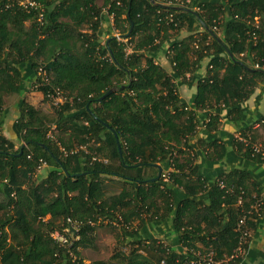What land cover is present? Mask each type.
Wrapping results in <instances>:
<instances>
[{"label":"trees","instance_id":"obj_1","mask_svg":"<svg viewBox=\"0 0 264 264\" xmlns=\"http://www.w3.org/2000/svg\"><path fill=\"white\" fill-rule=\"evenodd\" d=\"M35 1L43 9L41 18L18 0H0V116L4 95L19 96L13 123L19 145L0 131V264H86L78 248L92 242L95 223L133 221L135 215H144L153 227L167 228L171 218L173 242L185 250L159 243L151 224L140 218L143 234L132 231L136 246L121 261L91 264H216L229 257L237 247L241 210L251 204L245 184L250 175L232 169L210 182L201 177L189 144L197 121L181 102L175 79L185 80L187 73L192 78L208 57L193 105L223 103L227 115L240 117V103L255 80L264 81V0H191L180 6L103 0L116 32L103 41L94 0ZM167 13L174 14L175 23L166 22ZM182 29L187 33L180 37ZM159 52L170 71L156 61ZM27 87L50 102L54 91L61 92L63 100L52 103L55 137L49 135L47 115L23 97ZM256 122L264 124V115ZM204 125L216 128L217 115ZM246 129H240L243 136L249 135ZM233 143L242 156L264 162L242 141L233 138ZM80 144H86V152L60 150V145ZM40 160L47 172L38 177ZM159 168L164 175L154 180ZM107 177L121 183L117 194H104ZM239 189L244 191L242 205L236 204ZM199 191L208 198L201 219L213 221H190L185 214L200 204L194 197ZM144 210L148 214L140 213ZM262 213L263 205L252 210L244 227L251 232ZM55 231L65 243L51 235ZM209 254L213 262L201 260ZM243 256L222 264H238Z\"/></svg>","mask_w":264,"mask_h":264},{"label":"crops","instance_id":"obj_2","mask_svg":"<svg viewBox=\"0 0 264 264\" xmlns=\"http://www.w3.org/2000/svg\"><path fill=\"white\" fill-rule=\"evenodd\" d=\"M102 3L103 0H94L95 6L100 7L99 33L103 41L107 36L116 34V32L112 27V18L110 15H107L106 7ZM195 30L200 31L201 28L196 25ZM186 33L187 31L182 29L179 36H184ZM209 60L208 57H205L200 61L199 67L192 78H189V73H187L185 80L181 78L175 79L177 93L181 102L185 103L188 110L194 112L197 121L196 131L189 140V144L195 155L193 163L198 166L199 174L207 182L212 181L217 173L232 169H243L249 173L250 178L245 182L247 187L246 201H249L250 204L256 198L262 199L263 213L257 219V226L251 229L248 248L238 264H261L264 255V162L256 158L242 156L236 150L233 138H235V135L241 128H249L246 130H248L247 133H249L253 140L264 143V124L256 122L259 116L264 115V81L259 79L255 80L253 91L248 98L240 103V106L244 110L240 117L233 118L231 115H227L228 108L223 103L209 105V102L207 106L197 108L193 105L194 98L197 95V80L198 77L200 78L207 73ZM156 61L163 64L170 71V65L163 52L157 54ZM222 71L221 69L220 72ZM30 90L31 88L27 87V91L23 94L26 100L27 97L29 98L28 94ZM34 93L36 91H31V95ZM12 94L17 93L6 94L4 97ZM16 97L14 106H11L13 118H6L8 111L7 105H4L0 116V131L13 141L15 137L13 123L18 116V94ZM215 114L217 115V127L208 129L205 127L204 122L210 115ZM45 172H47V169ZM103 190L104 194L107 195L105 187ZM194 197L200 204L197 207H188L185 209L187 218L190 221H213L211 218L207 220L201 219V216L207 211L203 210L208 203L206 191H199ZM227 219H229V215L224 211L223 221H227ZM168 221H172L171 218H167V243H171V247L176 250L184 251L185 247H180L179 243L173 242L176 240L175 234L171 230V224ZM74 232L76 231L74 230ZM197 243L199 245V242Z\"/></svg>","mask_w":264,"mask_h":264},{"label":"rangeland","instance_id":"obj_3","mask_svg":"<svg viewBox=\"0 0 264 264\" xmlns=\"http://www.w3.org/2000/svg\"><path fill=\"white\" fill-rule=\"evenodd\" d=\"M31 91L28 94L29 98L27 97V101L31 104L36 105L41 109L43 113L47 115L49 118V135H51V132L54 133V124L52 123L53 115H55L54 106L52 105V102L49 100H42L40 98V95L38 92L31 95ZM17 94H12L10 96L4 97V105H7V117L6 118H13V112L11 109V106L15 104ZM14 106V105H13ZM8 120V119H7ZM14 143L16 146L19 145V141L14 137ZM47 166L41 167L36 171V174L38 177L44 176L46 174ZM165 172L164 170H161V173L163 174ZM105 189L107 191V195L117 194L122 188L121 183L119 180H116L112 177H107L105 179ZM1 198V196H0ZM144 213L145 215L148 214L145 213V210L140 212ZM144 215H139L135 217H130V219L134 218L133 221H97L95 223V230H94V239L92 242L87 246H80L78 248L79 250V256L82 259V261L86 264H91L93 261L96 260H122V256L126 255L132 248L136 246V243L134 242V238L131 237L133 235L132 231H134L136 234H143L142 229V223L140 224L139 219L141 218L145 224H151L148 226L151 234L156 238V240L163 244L167 245V228L164 226V224L158 225L153 227L152 221H146L143 217ZM126 224L129 225V229L124 228L126 227ZM144 226V225H143ZM64 232V229H63ZM140 252H148L153 253L152 251H148L147 248L142 250H139ZM150 256V254H149ZM152 257V256H151ZM151 257H149L151 259ZM124 263V262H123Z\"/></svg>","mask_w":264,"mask_h":264},{"label":"built area","instance_id":"obj_4","mask_svg":"<svg viewBox=\"0 0 264 264\" xmlns=\"http://www.w3.org/2000/svg\"><path fill=\"white\" fill-rule=\"evenodd\" d=\"M158 3H162L165 5H183V4H187L189 3L191 0H155ZM18 3L25 7V8H34L36 10L39 11V18H41L43 16V9L41 8V6L39 5V3L35 0H18ZM165 20L167 23H175L176 18L174 16L173 13H167V15H165ZM252 38L254 40L255 36H252ZM243 53H241L242 55ZM255 66H258L257 63H255ZM39 73L44 74V69L43 68H39ZM51 99H52V103L57 105L58 103H60L63 100V96L61 94V92L59 90L54 91V93L51 95ZM235 138L239 141H242L244 144L249 146V149L251 150V154L252 155H258L260 159L264 160V144L258 141H254L252 140V138L248 135L243 136V134L238 131L237 134L235 135ZM60 150L64 153V154H73V153H77L79 150L82 151H87L86 149V144H80V145H76L71 147L70 149H65L64 147H62L60 145ZM92 160H96V157H91V161ZM106 161V160H104ZM46 165L45 161H41L40 160V164L38 166V169H40L41 167H44ZM164 175V174H163ZM219 187L220 188H225V184L222 181H219ZM227 191H232V188H228L226 189ZM244 191L242 189H239V194L237 196L236 199V204L237 205H242L244 202ZM263 202L262 199L260 198H256L254 200V202H252L249 207L245 210L244 208L241 210L242 215L239 218V221L237 223V230L239 232V238H238V243H237V247L233 250L232 254L220 261H216V264H222L228 260H231L233 258L239 257L242 253L244 254L245 249H244V244L247 242L248 238L251 237V232L249 230H247L244 226L245 221H246V216L253 210V211H260L262 208ZM73 227V226H72ZM74 228V227H73ZM51 235L57 239V241L59 242H66V238L64 237V235L59 234L58 232H53L51 233ZM201 259V258H200ZM199 260V259H198ZM201 260H206L207 262H213L212 258H211V254H209V256L205 258H202ZM198 264H200V262L198 261Z\"/></svg>","mask_w":264,"mask_h":264},{"label":"water","instance_id":"obj_5","mask_svg":"<svg viewBox=\"0 0 264 264\" xmlns=\"http://www.w3.org/2000/svg\"><path fill=\"white\" fill-rule=\"evenodd\" d=\"M150 1H152V2H156L155 0H150ZM156 3H157V2H156ZM191 11H192V10H191ZM206 27H207V26H206ZM208 31H209V33H210L212 36L217 37V36L215 35V33L213 32V30H211V29L208 28ZM112 91H113V89H109L104 95H102V97L105 96V95H107V94H109V93H111ZM114 135H115V139H116V143H117L118 149H119V151H120V146H119V141H118L117 135H116L115 133H114ZM160 174H161V169L159 168L158 175H157L156 177H154L153 179H154V180L158 179L159 176H160ZM69 229H70V230H74V228H73L71 225L69 226ZM74 234H75V232H74Z\"/></svg>","mask_w":264,"mask_h":264}]
</instances>
